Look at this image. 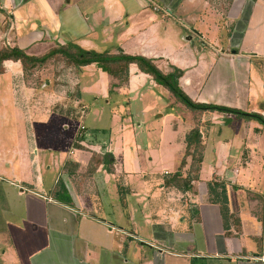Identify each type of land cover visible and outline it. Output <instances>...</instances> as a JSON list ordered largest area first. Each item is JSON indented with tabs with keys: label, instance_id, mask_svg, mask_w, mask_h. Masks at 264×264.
<instances>
[{
	"label": "crops",
	"instance_id": "0c3cea01",
	"mask_svg": "<svg viewBox=\"0 0 264 264\" xmlns=\"http://www.w3.org/2000/svg\"><path fill=\"white\" fill-rule=\"evenodd\" d=\"M65 44L152 59L165 74L180 72L178 85L192 101L264 117V0H0V47L39 57ZM3 67L0 111L14 105L31 121L32 151L38 144L51 145L61 156L55 162L59 174L49 184L23 175L3 178L10 165L0 162V194L7 205L0 215L11 214L8 189L17 190L20 212L14 223L7 220L18 243L2 252L0 264H190L191 258L264 264V244L254 254L244 240L252 235L264 242V195L256 203L238 195L234 210L229 189L236 181H227L223 173L228 158L224 166L209 164L207 131L213 122L204 116L212 111L191 119L169 114L160 132L137 123L148 137L161 135L164 146L156 151L154 145L138 146L136 117L130 102L121 107V100L139 94L160 104L168 90L136 65L129 66L126 79L95 65L61 67L53 85L65 87L66 109L49 115L36 113L38 76L26 80L19 62L5 61ZM91 94L111 103L113 116L88 131L84 101ZM50 118V129H65L66 135L47 130ZM195 127L203 143L199 177L182 191L167 186L166 179L179 169L185 137ZM190 160L180 172L183 177ZM242 163L245 167L249 161ZM28 167L39 169L33 161ZM214 176L227 182L226 219L208 200L207 183ZM60 184L62 195L56 192Z\"/></svg>",
	"mask_w": 264,
	"mask_h": 264
},
{
	"label": "rangeland",
	"instance_id": "374dc122",
	"mask_svg": "<svg viewBox=\"0 0 264 264\" xmlns=\"http://www.w3.org/2000/svg\"><path fill=\"white\" fill-rule=\"evenodd\" d=\"M111 43H109L110 45L107 48H111ZM194 43V45H196V42ZM198 43L200 44V42ZM212 44L217 45V43L214 42H212ZM98 48L100 49L101 47ZM27 52L30 51H26V53ZM61 67H63V63L48 64L42 72H35L32 76H38L40 79V83L38 82L39 85L38 83L37 85L36 83L34 84V86H37L36 88L39 89L36 113L49 115L59 112V110L66 109L65 87L56 88L53 85L54 76L57 77L59 75L58 71L62 69ZM56 71L57 73H55ZM62 74L63 71L60 75ZM259 74L262 75V71ZM32 77H26V80L29 79L30 81ZM47 81L48 83L46 84ZM161 88L163 87L161 86ZM165 92L168 93V98L165 99L166 101H160V104L146 98H139V94L130 95L127 96L125 100H121V107H124L123 101L130 102V109L136 117L133 120V125L136 131L135 133L137 134L140 132V135L136 138L138 146L139 142L141 143L140 146L144 147L147 144L150 146L154 145L153 149L159 151L164 145H160L161 135L157 137H148L145 131L137 128V123H140L144 127L149 126L160 132L163 128L166 129L170 118L168 116L169 114H172L177 119H179L178 112L184 119L188 115L191 119L192 114L197 116L202 114L203 111L200 110H188L172 93L169 91ZM96 97L98 96L95 94L87 95L84 101V106L88 109V116L84 120V126L87 127L88 131H93L94 127L101 126L105 124L104 122L106 121L109 122L111 118L109 115L113 116V107L111 103L106 104L105 100L99 97L98 99H94ZM261 101L263 103L261 105H264V99ZM161 102L164 107H162ZM262 108H264V106ZM17 110L18 109L13 105V109L10 107L0 111V162L10 165V168L7 167V170L5 167L6 164L3 165L2 170L5 169L6 174L2 177L16 180L19 176L23 175L27 177V180L33 183L38 180H44L45 184L52 183L59 174L60 168L56 166L55 162L59 160L61 151L53 150L56 146L49 145L48 148H43L39 144L37 145L38 147L32 151V141L35 139L32 123L31 121H27L23 114ZM114 110L119 112L117 106L114 107ZM228 116L231 117V121L226 119ZM204 117V119L213 122V125L209 122L210 127L207 131V146L210 154H212L209 158V164L218 167L221 164L224 166L228 158V168L224 171L222 170L224 175H226L224 178L227 181H236V185H231L229 189L234 210H236V197L238 195H247V198H250V200L252 199L255 203L256 201L258 202L261 200L262 195H264V132L261 134L258 133L257 130L261 128L264 131V126L258 120L242 118L234 114H226L223 112H206ZM93 118H95L94 122L92 121ZM114 120L115 119H113V121ZM53 125L54 120L50 118L47 130H50L59 137H61V134L66 135L65 129L62 131L58 128L51 130L50 128H52ZM38 130L43 131L41 126H39ZM98 139L101 140V138ZM214 150H216L215 153ZM242 160H248L249 163L244 167L243 163L241 164ZM31 161L36 162L39 169L29 168L28 166ZM161 169L162 167L159 168V170ZM169 170L173 171L174 169L169 167ZM208 177V170L204 168V178ZM212 180L224 181L217 176H214ZM16 193L17 190L8 189L7 194L9 199L7 198V204L9 207H12L10 209L11 214H8L6 218L0 215V257L2 252H6L8 247L12 250L16 243H18V234L14 233V230H11L7 226V220L13 222L12 219H15L16 215L20 214L17 208V198L19 197L16 196ZM4 203L2 195L0 194V214H6L4 210H6L7 205L5 206ZM13 213L14 216H12ZM244 240L247 252H253L254 254H256V250L264 244V242L261 243V239L252 235L245 237ZM8 252L10 253V251ZM14 252L16 251L14 250ZM206 264H208V262H206ZM209 264L227 263L223 260H215L209 262Z\"/></svg>",
	"mask_w": 264,
	"mask_h": 264
},
{
	"label": "trees",
	"instance_id": "16d2710c",
	"mask_svg": "<svg viewBox=\"0 0 264 264\" xmlns=\"http://www.w3.org/2000/svg\"><path fill=\"white\" fill-rule=\"evenodd\" d=\"M5 61L19 62L24 72V78L32 77L35 72L46 68L48 64L63 63V67H84L95 65L102 72L116 79H126L128 69L131 64L137 66L140 72L153 78L158 84L166 88L170 93L177 97L180 102L190 110L212 111L234 114L238 117L258 120L264 126V117L257 113H246L239 109L229 108L213 104H201L192 101L179 87V71L172 73H163L152 59L142 56H130L121 53H96L86 51L74 44H65L50 49L46 54L33 57L27 55L18 47H0V75L4 73L3 63ZM29 80V79H28ZM40 83L39 77L36 79ZM38 83V85H39ZM203 157V143L201 134L197 127L191 129L185 137V151L180 161L179 169L176 173L166 179L167 186L185 191L191 188V182L197 181L199 177L200 165ZM187 158H190V168L186 177L181 175L182 168L186 165ZM56 192L60 195L64 193L62 184ZM208 200L217 204L221 215L226 219L229 214L227 198V182L211 180L207 183ZM190 264H206L204 258H191Z\"/></svg>",
	"mask_w": 264,
	"mask_h": 264
}]
</instances>
